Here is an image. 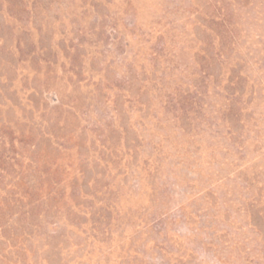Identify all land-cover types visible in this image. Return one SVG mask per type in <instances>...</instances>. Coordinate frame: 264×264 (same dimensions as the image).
Segmentation results:
<instances>
[{"label":"rangeland","instance_id":"rangeland-1","mask_svg":"<svg viewBox=\"0 0 264 264\" xmlns=\"http://www.w3.org/2000/svg\"><path fill=\"white\" fill-rule=\"evenodd\" d=\"M0 264H264V0H0Z\"/></svg>","mask_w":264,"mask_h":264}]
</instances>
